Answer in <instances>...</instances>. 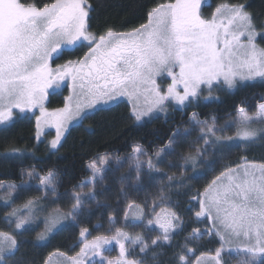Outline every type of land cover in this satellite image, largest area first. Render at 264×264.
<instances>
[{
	"label": "snow or ice",
	"instance_id": "snow-or-ice-1",
	"mask_svg": "<svg viewBox=\"0 0 264 264\" xmlns=\"http://www.w3.org/2000/svg\"><path fill=\"white\" fill-rule=\"evenodd\" d=\"M202 6V0L160 3L148 11L147 22L139 28L127 33L108 30L98 34L90 31L88 21L92 9L84 0H54L42 7L25 0H0V126L10 125L20 115L39 108L41 114L36 117V135L39 137L42 133V125L55 127L56 136L50 141V147L58 150L70 121L82 118L86 110H94L101 103L115 101L117 97L127 96L135 101L132 115L140 122L153 112H166L170 103L180 108L198 103L205 87L211 94L213 89H235L244 82L264 79V48L256 43L258 35L264 38V34L257 31L264 28V20L257 23L245 4L219 6L211 18L202 15ZM225 11L228 15L223 17ZM81 42H87L88 49L82 57L52 67L51 62L64 56L67 50L76 45L84 47ZM165 73L171 79L166 90L157 82ZM65 82L73 95L65 97L64 107L49 112L44 107L48 90L60 88ZM237 111L235 123L239 126L237 136L240 139L250 140L264 131L251 127L254 123H264V102L259 103L251 115L243 107H238ZM189 121L198 127L197 140H203L204 146L196 149V155L182 156L184 165L191 162L195 168L197 157L206 152L208 146L233 139L217 134L230 125L219 127L215 117L211 122L202 121L197 113H192ZM190 131L177 129L168 137L167 143L151 154L142 145L135 144L125 157L118 153L94 157L87 164L91 178L76 186L80 192H73L75 203L67 212L57 209L54 214H49L37 240L46 239L63 220L78 222L84 207L83 188L91 185L87 196L95 199L97 183L104 182L110 167H122L127 161L130 171L136 173L133 183L139 184L145 168L148 174L161 172L158 165L162 158L171 155L174 145ZM21 176L23 182L19 185L0 184V188L8 189L3 197L5 205L11 202L13 193L26 190L34 179H39L37 190L44 193L45 199L49 193L58 196L55 170L49 169L43 175L34 169L22 170ZM25 176L27 180H23ZM183 176V171L180 177L168 176L169 184L165 187L171 188V182ZM165 187H161L158 198L164 206L156 212L154 201L151 208L154 216L146 223V214L139 205L135 206L139 211L131 219L127 210L124 214L125 227L140 222L145 230L157 231L151 240L153 247L170 244L174 233L183 226ZM121 195H127L124 187ZM191 199L199 204V210L195 212L197 218L204 217L219 226L216 235L222 241V248L211 258L215 264H221L223 244L233 243V237L240 242L234 251L246 257L240 264H264V164L227 167L202 193ZM39 204L38 199H29L22 208H13L5 219L11 224V218H15V229H24L43 210ZM133 206L129 203L127 208ZM115 222L110 215V225ZM18 234L15 230L0 232V264H6L18 250ZM90 234L89 229H81L82 247L69 258L72 264H94L93 257L100 258L96 264H105V261L106 264H144L143 260L127 258L131 254L129 245H140L142 253L149 250L150 245L141 235L133 237L120 228L110 236L97 235L88 239ZM203 235L201 230L193 229L188 239H199ZM113 243L119 247V257L115 260L105 256L112 250L109 245ZM187 251L191 253L193 249ZM179 262L189 264L186 254L179 255ZM13 264L18 262L13 261Z\"/></svg>",
	"mask_w": 264,
	"mask_h": 264
},
{
	"label": "trees",
	"instance_id": "trees-1",
	"mask_svg": "<svg viewBox=\"0 0 264 264\" xmlns=\"http://www.w3.org/2000/svg\"><path fill=\"white\" fill-rule=\"evenodd\" d=\"M25 2L42 7L54 0H25ZM84 2L92 9L88 21L91 25L90 31L103 34L108 30L115 33L131 32L147 22V13L150 9L160 3H174L175 0H84ZM229 4L248 5L247 10L256 17L257 23L264 20V0H209V4L202 7L203 15L209 16L217 7ZM257 31L264 34V28H258ZM257 43L264 47V38L259 35ZM85 50L76 45L63 57L79 58ZM69 52L71 54H68ZM67 94V88L49 93L48 107L52 109L63 107ZM212 96L209 100L200 99L198 103L190 104L186 108L170 105L166 112L140 122L135 121L127 102L119 101L110 107L96 109L71 126L58 150L51 149L44 139L39 141L36 139L33 116L27 114L19 116L10 125L0 127V184L5 186L21 184L22 170L34 169L43 175L49 169H53L58 178V196L54 197L49 193L46 199L44 194L37 190V183L31 184L30 181L26 190L13 193L11 202L5 205L3 197L6 196L8 189L0 188V232L15 230L19 233L16 236L19 248L6 264H13V261L18 264H72L69 258L75 256L82 247L83 238L79 235L82 228L89 229L91 234L87 236L88 239L97 235H114L117 228L133 237L141 235L150 245L149 250L142 253L140 245H129L131 254L127 258L143 260L144 264H180L179 255L182 254H186L189 264H197L201 260L209 264L216 251L222 248L220 237L213 231L219 226L204 217L197 218L195 212L199 210V204L191 198L202 193L207 185L227 167L234 168L239 164L250 162L264 164L263 139L237 147L227 146L223 149L218 146L216 148L208 146L207 151L197 157L195 168L191 162L184 165L181 157L196 155V149L204 145L200 142L190 144L188 151L184 150L182 156H179L175 150L178 148L176 144L172 154L162 158L161 164L164 167L160 168L161 172L148 174L145 168V174L139 184L133 183L136 173L127 168L129 166L127 161L119 168L113 165L106 172L104 182L97 183L95 199L87 196L89 188L84 187L85 190L83 188L84 207L78 222L63 220L46 239L37 240L36 237L44 230V221L49 214H54L57 209L67 212L75 203L72 199L73 192L79 188L76 186L81 181L91 178L87 164L94 157L105 153H118L121 157H125L131 153L135 144L142 145L150 154L154 153L156 149L167 143L168 137L177 129L181 132L186 128L191 129L190 132L193 128L196 132L199 130L189 121L192 113H197L202 121L211 122L215 117L219 127L227 124L230 125L228 130L232 131V122L238 116V107H243L251 115L256 112L257 105L264 102V79L244 82L235 89L226 87L214 89ZM231 131L228 133L229 136L234 133ZM225 132L226 130L222 134ZM182 171L184 172L182 179L172 181L171 188L165 187L169 184L168 176L180 177ZM23 180H27V177L25 176ZM122 187L127 193L126 196L121 195ZM161 187H165V192L183 220V226L174 233L170 244L153 247L151 240L156 237L155 234L146 231L140 222L132 225L134 231L128 230L123 224L124 214L127 210L131 219L139 211L135 207L139 205L146 216L153 217L154 213L151 212L153 202L156 201L157 204L156 212L164 206L158 199ZM29 199H38L39 207L43 210L38 213L34 222L25 225L24 229L16 230L15 218H11L12 223L9 224L5 216L13 208H22ZM129 203H133V208H127ZM110 215L115 218L114 225L109 223ZM193 229L201 230L204 235L199 239L189 240V234ZM231 244H223L221 264H240L242 259H246L242 254L235 252ZM111 246L109 248L112 250L106 257L113 256L117 259L119 247L115 243ZM188 248L193 249V252L189 253ZM61 253L63 255H60Z\"/></svg>",
	"mask_w": 264,
	"mask_h": 264
},
{
	"label": "rangeland",
	"instance_id": "rangeland-1",
	"mask_svg": "<svg viewBox=\"0 0 264 264\" xmlns=\"http://www.w3.org/2000/svg\"><path fill=\"white\" fill-rule=\"evenodd\" d=\"M202 3H203V5L204 6H206V5H208L209 4V0H202ZM203 7V6H202ZM201 12H202V15H203V10H202V8H201ZM215 12V10L208 16H204L205 18H211L212 17V15H213V13ZM228 15V13L225 11V12H223V14H222V16L223 17H226ZM226 22V21H225ZM259 37V35L257 36V38ZM81 43H83L85 46L83 47V48H85L86 50L84 51V53L80 56V57H82L87 51H88V49H87V42H81ZM256 43H257V40H256ZM257 45H258V47H260V48H264V47H262V46H260L259 45V43H257ZM71 50H73V49H71ZM66 52H68V50L66 51ZM79 57V58H80ZM68 59H72V60H75V59H77V58H67V57H63V56H61V57H59V58H57V59H55V61L54 62H51L52 63V67H56L57 65H61V64H63L66 60H68ZM257 79H261V78H256L255 80H257ZM158 84H159V86L162 88V89H164V90H166L167 89V87H168V85L171 83V79L170 78H168L167 76H166V73H165V76L164 77H161V78H158ZM63 88H67V96L66 97H68V96H70V95H73V93L71 92V90L69 89V87H68V82H65L64 84H62L61 85V87L60 88H53V89H49L48 90V95L46 96V98H45V100H44V107L49 111V112H52V111H54V110H56V109H52V108H49L48 107V105H47V101H48V97H49V93H51V92H59V90H61V89H63ZM181 91H182V88H181ZM213 91H214V89H213ZM213 91H212V93H213ZM212 93L211 94H209V91H208V89H207V87H205L204 88V90H203V92H202V94H201V97H200V99H205V98H207V97H209L210 96V98H212L213 96H212ZM210 98H207V100H209ZM119 101H123V102H127L128 103V105L130 106V111H131V113H132V105H133V103H135V101L134 100H129V98L127 97V96H124V97H117L116 98V100L115 101H109V102H107V103H101L100 105H98L94 110H96V109H99V108H102V109H104L105 107H110V106H112V105H115V103H117V102H119ZM143 103H144V100H143V98H141V100H140V104L141 105H143ZM65 104V103H64ZM75 104V96L73 97V105ZM170 105H173V106H175L174 105V103H170L169 104V106ZM64 107V106H63ZM177 107H179V106H177ZM62 108V107H61ZM94 110H92V109H88V110H86L85 111V113L83 114V116H86V114H89V113H92ZM160 113H164V112H160V111H156V112H153L152 114H150L149 116H146V117H144L143 119H148V118H150V117H152V116H157V115H159ZM28 115V116H33L34 117V121H35V128H36V133H37V121H36V117L37 116H40V109L39 108H35V109H33V111L32 112H28V113H25V114H23V115H20V116H24V115ZM237 118H238V116H237ZM237 118H235V120L232 122V124H233V126L231 127L232 128V131L231 130H228L229 129V127L228 128H226L225 130H226V132L224 133V134H222V133H217L218 135H223V136H225V134L226 135H228V133H229V131H231V133L234 131V133H232L230 136L228 135L227 137H233V139H231V140H225V141H223L221 144H219V145H216V146H211L210 145V147L211 148H216L217 146L218 147H220V149H223L224 147H237L238 145H245V144H249V143H252V142H258L260 139H263L264 140V131H260V132H258L257 133V136L256 137H254V138H251L250 140H242V139H240V137L239 136H237V129H238V125L235 123V121L237 120ZM81 119L82 118H77V119H75V120H73V121H70L69 122V128L68 129H66L65 130V134L67 133V131L71 128V126L72 125H75L76 123H78V122H80L81 121ZM142 119V120H143ZM136 121V120H135ZM137 122V121H136ZM259 124H263L262 126H258V127H255V126H251L252 128H255V129H264V123H254L253 125H259ZM0 127H3V126H0ZM42 127H43V131H42V133L40 134V136L38 137L37 135H36V133H35V136H36V139L39 141V140H43L44 139V141H46V143L47 144H49V147H50V141L52 140V139H54L55 138V136H56V129H55V127H53V126H51V125H42ZM200 135V132H199V130L196 132V129L195 128H193V130H192V132H190V134L189 135H187V136H184V137H182V138H180L179 140H178V143H177V145H178V148L177 149H175L176 150V152H177V154L179 155V156H182V154H183V151L185 150V152L186 151H188V147L190 146V144H194V143H196V142H200L202 145H203V140H197V137ZM65 136V135H64ZM63 136V137H64ZM61 138V142H62V140L64 139V138ZM214 139V138H213ZM202 145H200L201 147H202ZM59 146V145H58ZM51 148V147H50ZM219 149V148H218ZM211 152V151H210ZM144 159H146V158H144ZM247 164H256V165H259V163H256V162H250V163H247ZM240 165V164H239ZM158 167H160V168H162V167H164L163 166V164H159L158 165ZM127 168H129V166L127 167ZM235 168V167H234ZM127 171V170H126ZM34 182H36L37 183V186L39 185V180H31V184H34ZM36 186V187H37ZM91 187V185H88V186H86L85 188H90ZM85 188H84V190H85ZM76 192H80L81 191V189L80 188H77L76 190H75ZM82 192H83V190H82ZM40 193L43 195L44 193L42 192V191H40ZM20 200V199H19ZM18 200V201H19ZM135 212H136V210H135ZM137 213V212H136ZM132 218V217H131ZM149 217L148 216H146L145 217V222L144 223H146V220L148 219ZM124 224V223H123ZM142 226H144L143 224H142ZM126 228H128V230H131V231H134L135 229H133L132 228V226H128V227H126ZM147 231V230H146ZM215 233L217 232V227H215L214 228V230H213ZM148 232H150V231H148ZM150 233H154L155 234V236L157 235V231H155V230H153V231H151ZM233 239V243L231 244V246L235 249L238 245H239V241L237 242L236 240H235V238L233 237L232 238ZM109 247H112L111 245L109 246ZM118 255H119V252H118ZM105 256H109V254H108V252H106L105 253ZM107 258V257H106ZM99 257H93V262H94V264H96V262H98L99 261ZM107 259H113V260H115V257H108ZM200 262L202 263V264H205L204 263V260H201V261H199V263H197V264H200ZM105 264H106V261H105ZM209 264H215V261L214 260H211L210 262H209Z\"/></svg>",
	"mask_w": 264,
	"mask_h": 264
}]
</instances>
